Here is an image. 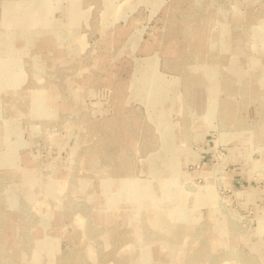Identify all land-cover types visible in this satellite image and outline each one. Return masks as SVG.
Here are the masks:
<instances>
[{"label":"rangeland","instance_id":"rangeland-1","mask_svg":"<svg viewBox=\"0 0 264 264\" xmlns=\"http://www.w3.org/2000/svg\"><path fill=\"white\" fill-rule=\"evenodd\" d=\"M0 264H264V0H0Z\"/></svg>","mask_w":264,"mask_h":264}]
</instances>
